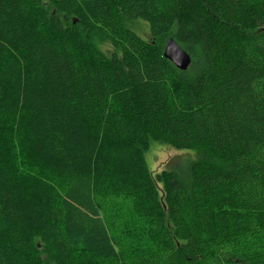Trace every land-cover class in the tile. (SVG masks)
I'll return each instance as SVG.
<instances>
[{"label":"trees","instance_id":"16d2710c","mask_svg":"<svg viewBox=\"0 0 264 264\" xmlns=\"http://www.w3.org/2000/svg\"><path fill=\"white\" fill-rule=\"evenodd\" d=\"M0 264H264V0H0Z\"/></svg>","mask_w":264,"mask_h":264},{"label":"rangeland","instance_id":"374dc122","mask_svg":"<svg viewBox=\"0 0 264 264\" xmlns=\"http://www.w3.org/2000/svg\"><path fill=\"white\" fill-rule=\"evenodd\" d=\"M122 23L144 40L150 39L149 26L145 21L123 19ZM90 38L94 46L103 54L109 56L114 51L109 41L95 34ZM199 153L198 150L175 149L166 143L151 140L148 148L143 152V157L148 170L152 175H156L167 169L174 161L194 162L198 159ZM32 169L34 170V168ZM157 187L160 190L161 183L157 184Z\"/></svg>","mask_w":264,"mask_h":264},{"label":"water","instance_id":"95a60500","mask_svg":"<svg viewBox=\"0 0 264 264\" xmlns=\"http://www.w3.org/2000/svg\"><path fill=\"white\" fill-rule=\"evenodd\" d=\"M163 56L173 63L179 70H186L191 62L190 55L182 49L172 37L165 40Z\"/></svg>","mask_w":264,"mask_h":264}]
</instances>
